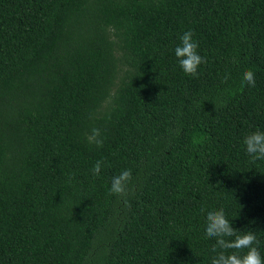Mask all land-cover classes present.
<instances>
[{
  "label": "trees",
  "instance_id": "1",
  "mask_svg": "<svg viewBox=\"0 0 264 264\" xmlns=\"http://www.w3.org/2000/svg\"><path fill=\"white\" fill-rule=\"evenodd\" d=\"M189 30L197 77L175 56ZM256 131L264 0H0V264H211L221 208L264 259Z\"/></svg>",
  "mask_w": 264,
  "mask_h": 264
},
{
  "label": "clouds",
  "instance_id": "2",
  "mask_svg": "<svg viewBox=\"0 0 264 264\" xmlns=\"http://www.w3.org/2000/svg\"><path fill=\"white\" fill-rule=\"evenodd\" d=\"M194 33L189 30L181 36V43L175 48V56L179 61L182 71L191 77L198 76V70L202 64L207 61L198 52V43L193 39ZM227 76L225 80H227ZM255 86L254 73L246 70L243 73L241 86ZM101 132L98 128H93L90 134H86L89 143H94L98 148L103 146V140L100 138ZM243 143L247 154L252 161L264 160V132L256 131L245 136ZM102 161H96L92 174L98 176L101 172ZM132 179L130 169L122 171L111 180L109 195L123 196L126 194L129 182ZM203 211V210H202ZM207 224L205 235L216 239V244L212 252L217 253L211 259V264H264L258 248L253 246L258 244L257 236L252 232L241 233L233 229L231 223L226 218L223 208L219 210L208 211L206 215ZM234 238V239H225ZM221 249L222 251H217ZM229 249H235L236 252L226 254ZM247 249V252L240 255V251Z\"/></svg>",
  "mask_w": 264,
  "mask_h": 264
}]
</instances>
